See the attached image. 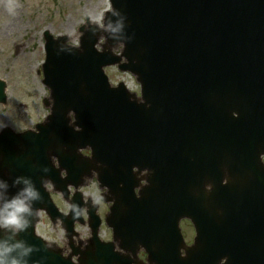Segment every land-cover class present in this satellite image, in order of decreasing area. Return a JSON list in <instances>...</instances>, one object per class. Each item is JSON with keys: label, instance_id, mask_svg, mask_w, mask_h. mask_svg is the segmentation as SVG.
<instances>
[{"label": "water", "instance_id": "1", "mask_svg": "<svg viewBox=\"0 0 264 264\" xmlns=\"http://www.w3.org/2000/svg\"><path fill=\"white\" fill-rule=\"evenodd\" d=\"M110 2L109 30H89L78 48L67 45V36L44 33L43 82L51 91V113L36 125L38 133H0L4 199L24 187L17 178L29 179L40 198L31 202L27 227L0 232V241L22 242L30 249L22 257L27 264H72L34 235L36 211L59 217L43 185L52 180L62 190L92 171L109 189L105 220L113 242L98 240L96 207H90L92 238L78 264H142L141 248L148 264H264V0ZM102 34L106 44L98 52ZM117 44L123 45L120 55L112 53ZM114 63L135 75L140 99L109 86L103 67ZM4 89L0 81V103ZM81 148H90L92 156L83 158ZM52 156L66 169L64 179ZM199 170L213 176V225L208 246L185 248L182 257L179 219L197 213L183 188L187 180L200 183ZM233 186L239 195L231 194ZM249 191L259 211L246 201ZM206 214L207 209L201 219Z\"/></svg>", "mask_w": 264, "mask_h": 264}, {"label": "rangeland", "instance_id": "2", "mask_svg": "<svg viewBox=\"0 0 264 264\" xmlns=\"http://www.w3.org/2000/svg\"><path fill=\"white\" fill-rule=\"evenodd\" d=\"M108 8V0H0V79L7 84V101L0 105V130L6 126L16 132L33 128L48 113L42 104L48 90L38 74L44 60L43 31L66 34L75 42L82 35L80 27L87 18L101 23ZM105 72L113 85L122 80L131 88L137 86L132 77L121 74L116 67H108ZM81 190L86 198L99 204L103 216L107 206L97 183L87 181ZM52 199L61 211L67 212L68 205L59 195L52 194ZM77 229L80 238L85 236V227ZM37 232L50 243L67 246L62 229L53 226L43 213ZM103 233L108 239L109 231L104 229Z\"/></svg>", "mask_w": 264, "mask_h": 264}, {"label": "clouds", "instance_id": "3", "mask_svg": "<svg viewBox=\"0 0 264 264\" xmlns=\"http://www.w3.org/2000/svg\"><path fill=\"white\" fill-rule=\"evenodd\" d=\"M23 183L24 187L14 196L4 199L0 204V228L12 232H19L27 227L26 216L32 212L31 202L40 198L39 191L34 187L32 182L26 178H17L15 183ZM8 187L7 183L0 180V198L4 196V190ZM22 249L18 256L12 255L16 250ZM30 252L22 242L10 244L7 241H0V264H27L22 259Z\"/></svg>", "mask_w": 264, "mask_h": 264}, {"label": "flooded vegetation", "instance_id": "4", "mask_svg": "<svg viewBox=\"0 0 264 264\" xmlns=\"http://www.w3.org/2000/svg\"><path fill=\"white\" fill-rule=\"evenodd\" d=\"M204 184H205V181H204V179H202L200 181V183L198 184V190L199 191H202L203 190ZM206 190L209 191L210 190V186H206ZM208 203L209 202H207V208L209 209ZM185 227L189 231V235L186 238V243L187 244H190L193 241V238H194V235H195V231H194V228L189 223H186Z\"/></svg>", "mask_w": 264, "mask_h": 264}]
</instances>
